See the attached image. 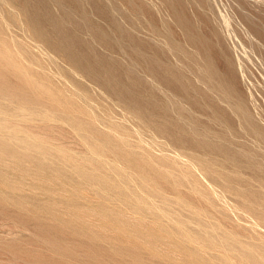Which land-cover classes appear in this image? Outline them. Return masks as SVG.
I'll list each match as a JSON object with an SVG mask.
<instances>
[{
	"label": "rangeland",
	"instance_id": "1",
	"mask_svg": "<svg viewBox=\"0 0 264 264\" xmlns=\"http://www.w3.org/2000/svg\"><path fill=\"white\" fill-rule=\"evenodd\" d=\"M0 21V264H264V0Z\"/></svg>",
	"mask_w": 264,
	"mask_h": 264
},
{
	"label": "bare ground",
	"instance_id": "2",
	"mask_svg": "<svg viewBox=\"0 0 264 264\" xmlns=\"http://www.w3.org/2000/svg\"><path fill=\"white\" fill-rule=\"evenodd\" d=\"M110 1H111V0H110ZM112 1H115V0H112ZM180 1H181V0H180ZM145 2H146V1H145ZM164 2H165V1H164ZM168 2H169V1H168ZM168 2H167V3H168ZM171 2H172V1H171ZM178 2H179V1H178ZM194 2H195V1H194ZM118 3H119V2H118ZM121 3H122V1H121ZM123 3H124V2H123ZM165 3H166V2H165ZM173 3H174V1H173ZM179 3H180V2H179ZM185 3H186V2H185ZM185 3H183V4H185ZM195 3H196V2H195ZM202 3H203V2H202ZM202 3H198V4H202ZM174 4H175V3H174ZM188 4L190 5L189 2H188ZM193 4H194V3H193ZM196 4H197V3H196ZM198 4H197V5H198ZM132 5H133V4H132ZM186 5H187V4H186ZM180 6H181V5H180ZM131 7H133V6H131ZM192 7H193V6H192ZM100 8H101V7H100ZM122 8H123V7H122ZM153 8H154V7H153ZM169 8H170V7H169ZM101 9H102V8H101ZM119 9H120V8H119ZM125 9H126V8H125ZM191 9H192V8H191ZM196 9H197V8H196ZM222 9H223V8H222ZM165 10L167 11V9H165ZM153 11H154V9H153ZM196 11H197V10H196ZM121 12H122V11H121ZM125 12H126V11H125ZM154 12H155V11H154ZM157 12H158V11H157ZM205 12H206V11H205ZM152 13H153V12H152ZM165 13H167V12H165ZM168 13H169V12H168ZM201 13H202V12H201ZM13 14H14V13H13ZM122 14H124V13H122ZM122 14H121L120 16H122ZM127 14H128V13H127ZM127 14H126V15H127ZM155 14H156V13H155ZM160 14H161V13H160ZM216 14H217V13H216ZM222 14H223V13H222ZM222 14H221V15H222ZM165 15H166V14H165ZM141 16H142V15H141ZM141 16H140V17H141ZM156 16H157V15H156ZM167 16H168V15H167ZM167 16H166V17H167ZM176 16H177V15H176ZM212 16H213V15H212ZM122 17H124V16H122ZM37 18H38V17H37ZM119 18H120V17H119ZM125 18H126V17H125ZM128 18H129V16H128ZM141 18H142V17H141ZM148 18H149V17H148ZM160 18H161V17H160ZM169 18H170V17H169ZM1 19H2V17H1ZM121 19H122V18H121ZM123 19H124V18H123ZM133 19H135V18H133ZM136 19H137V18H136ZM165 19H166V18H165ZM165 19H164V21H167V20H165ZM170 19H171V18H170ZM179 19H180V18H179ZM203 19H204V18H203ZM222 19H223V18H222ZM114 20H115V19H114ZM130 20H131V19H130ZM152 20H153V18H152ZM225 20H226V19H225ZM134 21H135V20H134ZM142 21H143V20H142ZM147 21H148V20H147ZM158 21H159V20H158ZM164 21H163V22H164ZM223 21H224V20H223ZM0 22H1V21H0ZM129 22H130V21H129ZM155 22H156V21H155ZM221 22H222V21H221ZM130 23H131V22H130ZM133 23H134V22H132V24H133ZM135 23H136V21H135ZM144 23H145V22H144ZM183 23H184V22H183ZM205 23H206V22H205ZM223 23H224V22H223ZM146 24H148V23H146ZM150 24H151V23H150ZM167 24H168V23H167ZM207 24H208V23H207ZM225 24H227V23H225ZM135 25H136V24H135ZM137 25H138V24H137ZM139 25L141 26V24H139ZM139 25H138V26H139ZM148 25H149V24H148ZM162 25H164V24H162ZM208 25H209V24H208ZM140 26H139V27H140ZM146 26H147V25H145L144 27H146ZM156 26H157V25H156ZM156 26H155V27H156ZM170 26H171V25H170ZM176 26H177V25H176ZM220 26H221V25H220ZM147 27H148V26H147ZM151 27H152V26H151ZM155 27L153 26L152 28L154 29ZM158 27H159V26H158ZM158 27H157V28H158ZM180 27H181V26H180ZM173 28H175V26H174ZM224 28H225V27H224ZM228 28H229V27H228ZM59 30H60V29H59ZM142 30H143V29H142ZM144 30H145V29H144ZM151 31H152V30H151ZM176 31H177V30H176ZM192 31H193V30H192ZM222 32H224V31L222 30ZM153 33H155V32H153ZM226 33H227V32H226ZM227 36H228V35H227ZM223 37H225V36H223ZM33 40H34V39H33ZM195 41H196V40H195ZM195 41H194V42H195ZM199 42H201V41H199ZM42 44H43V43H42ZM44 44H45V43H44ZM10 45H11V44H10ZM193 45H194V43H193ZM199 45H200V44H199ZM13 46H14V45H13ZM48 46H49V45H48ZM51 46H52V45H51ZM66 46H67V45H66ZM177 47H178V46H177ZM193 47H194V46H193ZM211 47H212V46H211ZM16 48H17V47H16ZM157 48H158V47H157ZM173 48H174V47H173ZM180 48H181V47H180ZM182 48H183V47H182ZM183 49H184V48H183ZM50 50H52V49H50ZM55 50H56V49H55ZM69 50H70V49H69ZM173 50H174V49H173ZM175 50H178V49L175 47ZM180 50H181V49H180ZM193 50H194V49H193ZM19 51H20V50H19ZM56 51H57V50H56ZM171 51H172V49H171ZM242 51H243V50H242ZM155 52H156V51H155ZM177 52H178V51H177ZM6 53H7V52H6ZM16 53H17V51H16ZM63 53H64V52H62V54H63ZM66 53H67V52H66ZM71 53H72V51H71ZM169 53H170V52H169ZM67 54H68V53H67ZM5 55H6V54H5ZM36 55H37V54H36ZM72 55H73V54H71V57H72ZM189 55H190V54H189ZM241 55H243V54H241ZM8 56H9V55H8ZM48 57H49V56H48ZM180 57H181V56H180ZM186 57H187V56H186ZM39 58H40V57H39ZM184 58H185V57H184ZM189 58H190V57H189ZM73 59H74V58H73ZM68 60H69V59H68ZM71 60H72V58H71ZM76 60H79V59H76ZM187 60H188V59H187ZM181 61H183V60H181ZM181 61H180V62H181ZM188 61H189V60H188ZM193 61H194V60H193ZM198 61H199V60H198ZM205 61H207V60H205ZM205 61H204V62H205ZM80 62H81V61H80ZM87 62H88V61H87ZM195 62H196V61H195ZM202 62H203V61H202ZM188 63H189V62H188ZM190 63H192V61H190ZM190 63H189V64H190ZM196 63L198 64V62H196ZM199 63H201V62H199ZM206 63H207V62H206ZM82 65H83V64H82ZM82 65H81V66H82ZM237 65H238V64H237ZM183 66H184V65H183ZM182 68H183V67H182ZM191 68L194 69V67H191ZM30 71H31V70H30ZM199 72H200V71H199ZM201 72H202V71H201ZM231 73H232V72H231ZM27 74H28V73H27ZM196 74H197V73H196ZM196 74H195V76H196ZM198 75H199V74H198ZM200 75H201V74H200ZM224 75H225V74H224ZM224 75H223V76H224ZM219 77H220V76H219ZM207 78H208V77H207ZM210 78H211V77H210ZM212 78H213V76H212ZM102 80H103V79H102ZM206 80H207V79H206ZM101 82H102V81H101ZM204 82H206V81H204ZM236 82H237V81H236ZM23 84H24V83H23ZM35 84H36V83H35ZM99 84H100V83H99ZM101 84H102V83H101ZM175 85H176V84H175ZM105 86H106V85H105ZM234 86H235V85H234ZM35 87H36V86H35ZM213 87H214V86H213ZM214 88H215V87H214ZM22 89H23V88H22ZM109 89H110V88H109ZM119 89H120V88H119ZM111 90H113V89H111ZM123 90H124V89H123ZM125 90H126V89H125ZM214 90H215V89H214ZM114 91H115V90H114ZM121 91H122V90H121ZM112 92H113V91H112ZM119 92H120V91H119ZM122 93H123V92H122ZM240 93H241V92H240ZM119 95H120V94H119ZM124 95H125V94H124ZM117 97H118V96H117ZM119 98H120V97H119ZM166 98H167V97H166ZM247 99H248V98H247ZM119 100H120V99H119ZM107 105H108V104H107ZM154 105H155V104H154ZM237 106H238V105H237ZM237 106H236V107H237ZM125 107H126V106H125ZM125 107L123 108V110L126 109ZM154 107H155V106H154ZM243 107H244V106H243ZM243 107H241V108H243ZM150 108H151V107H150ZM127 110H128V109H127ZM127 110H126V111H127ZM132 110H133V109H132ZM132 110H131V111H132ZM229 110H230V109H229ZM126 111H125V112H126ZM129 111H130V110H129ZM167 111H168V110H167ZM132 112H133V111H132ZM94 113H95V112H94ZM123 113H124V112H123ZM136 113H137V112H136ZM125 114L127 115V113H125ZM125 114H124V116H125ZM133 114H134V113H133ZM95 115H96V114H95ZM130 115H131V114H129V116H130ZM134 115H135V114H134ZM241 115H242V113H241ZM127 116H128V115H127ZM136 116H137V115H136ZM247 116H248V115H247ZM134 117H135V116H134ZM243 117H245V116H242V118H243ZM249 117H250V116H249ZM124 119H125V117H124ZM133 121H134V120H133ZM250 121H251V120H250ZM250 121H249V122H250ZM144 122H145V120H144ZM244 122H245V121H244ZM253 122H254V121H253ZM116 123H117V122H116ZM145 123H146V122H145ZM154 123H155V122H154ZM146 124L148 125V123H146ZM246 124H247V122H246ZM158 125H159V124H158ZM160 126H161V125H160ZM259 126H260V125H259ZM150 127H151V126H150ZM254 127H255V126H254ZM249 128H250V127H249ZM180 129H181V128H180ZM164 130H165V129H164ZM249 130H250V129H249ZM162 131H163V130H162ZM247 131H248V130H247ZM254 131H255V130H254ZM155 132H156V130H155ZM193 132H194V131H193ZM162 133H163V132H162ZM162 133H161V134H162ZM256 134H257V133H256ZM153 135H154V134H153ZM157 135H158V134H157ZM253 135H254V134H253ZM157 137H158V136H157ZM153 138H154V136H153ZM189 138H190V137H189ZM192 138H193V137H192ZM192 138H191V139H192ZM191 139H190V140H191ZM193 139H194V138H193ZM194 140H195V139H194ZM198 141H199V139H198ZM199 142L201 143V141H199ZM203 143H204V141H203ZM205 144H206V143H205ZM202 145H203V144H202ZM149 158H150V157H149ZM194 158H195V157H194ZM188 164H189V163H188ZM193 164H194V163H193ZM193 164H191V167L193 166ZM194 166H195V164H194ZM206 167H207V166H206ZM196 168H197V167H196ZM198 168H200V167H198ZM203 168H205V166H203ZM203 168H202V169H203ZM205 169H208V168H205ZM198 170H199V169H198ZM200 170H201V169H200ZM210 170H211V169H210ZM206 171H207V170H206ZM157 174H158V173H157ZM263 177H264V175H263ZM113 214H114V213H113ZM106 215H107V214H106ZM80 216H81V215H80ZM105 218H107V217H105ZM114 221H115V220H114ZM118 222H119V221H118ZM131 224H132V223H131ZM138 227H139V226H138ZM123 228H124V227H123ZM146 231H150V230H146ZM136 232L138 233L139 231H134V233H136ZM151 232H152V231H151ZM151 232H150V233H151ZM157 232H158V231H157ZM152 233H153V232H152ZM152 233H151V234H152ZM141 234H142V233H141ZM147 234H148V232H147ZM153 234H154V233H153ZM157 234H158V233H157ZM135 235H136V234H135ZM138 235H139V234H138ZM142 235L144 236L145 233L142 234ZM145 236H149V235H145ZM145 236H144V237H145ZM151 236H152V235H151ZM154 236H155V235H154ZM140 237H142V236H140ZM149 237H150V236H149ZM157 237H158V236H157ZM160 237H165V236H160ZM226 237H227V235H226ZM145 238L147 239V237H145ZM152 238H153V237H152ZM197 238H199V237H197ZM204 238L206 239V236H205ZM210 238H211V237L209 236L208 239H210ZM148 239H149V238H148ZM150 239H151V238H150ZM150 239H149V240H150ZM155 239H156V238H155ZM160 239H161V238H160ZM194 239H196V238H194ZM211 239H212V238H211ZM157 240H159V239H157ZM162 240H163V238H162ZM165 240H166V239H165ZM168 240H169V237H168ZM212 240H213V239H212ZM160 241H161V240H160ZM196 241H198V240L196 239ZM149 242L153 243V241H149ZM201 242H204V240H201ZM206 242H207V241H206ZM212 242H213V241H212ZM156 243H157V242H156ZM166 243H167V242H166ZM168 243H173V242H168ZM168 243H167V244H168ZM207 243H208V242H207ZM227 243H228V242H227ZM154 244H155V243H154ZM176 244H177V243H176ZM199 244H200V243H199ZM169 245H170V244H169ZM177 245H178V244H177ZM180 245L182 246V244H180ZM205 245H206V244H205ZM209 245H210V244H209ZM209 245H207V246H209ZM172 246H173V245H172ZM211 246H214V245L211 244ZM211 246H210V247H211ZM178 247H179V246H178ZM171 248H172V247H171ZM179 248H180V247H179ZM181 248H182V247H181ZM177 249H178V248L176 247V250H177ZM184 249H185V248H184ZM184 249H183V250H184ZM173 250H174V249H173ZM178 250H180V249H178ZM183 250H181V251H183ZM186 250H187V249H186ZM186 250H185V252H186ZM188 250H189V249H188ZM189 251H190V250H189ZM246 252H247V251H246ZM249 252H250V251H249ZM188 253H190V252H187V254H188ZM184 254H186V253H184ZM190 254H191V253H190ZM191 255H192V254H191ZM191 255H190V256H191ZM194 255H196V254H194ZM197 256H198V255H197ZM186 257H187V256H186ZM188 257H189V255H188ZM191 258H192V257H191ZM239 258H240V257H239ZM195 259H196V258H195ZM188 260H189V259H188ZM200 260H201V259H200ZM200 260H199V262H200ZM190 261H191V260H190ZM192 261H194V258H193ZM227 261H228V260H227ZM241 261H242V260H241ZM244 261H245V260H244ZM195 262H198V261L196 260ZM202 262H203V261H202ZM256 262H257V261H256ZM198 264H199V263H198ZM246 264H248V263H246Z\"/></svg>",
	"mask_w": 264,
	"mask_h": 264
}]
</instances>
